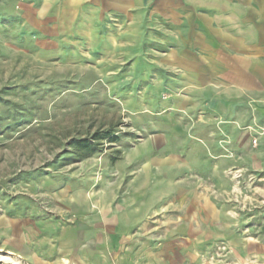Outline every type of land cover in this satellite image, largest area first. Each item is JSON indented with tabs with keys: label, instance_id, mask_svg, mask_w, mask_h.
Here are the masks:
<instances>
[{
	"label": "crops",
	"instance_id": "crops-1",
	"mask_svg": "<svg viewBox=\"0 0 264 264\" xmlns=\"http://www.w3.org/2000/svg\"><path fill=\"white\" fill-rule=\"evenodd\" d=\"M0 17L55 58L134 49L146 34L162 49V140L45 182L14 216L21 261L169 264L167 248L197 258L213 235L205 193H230L238 174L264 200V0H0ZM185 112L191 135L167 137L168 115Z\"/></svg>",
	"mask_w": 264,
	"mask_h": 264
},
{
	"label": "rangeland",
	"instance_id": "rangeland-1",
	"mask_svg": "<svg viewBox=\"0 0 264 264\" xmlns=\"http://www.w3.org/2000/svg\"><path fill=\"white\" fill-rule=\"evenodd\" d=\"M4 20L0 17V264H27L14 252V216L22 203L26 208L38 200L45 182L60 180L79 161L74 140L113 128L117 142L103 140L90 157H118L162 140V49L146 34L134 49L67 50L55 58ZM168 116L167 137L191 135L188 112ZM231 180L230 193L220 183L204 194L216 208L208 249L203 239L197 258L181 248L164 249L169 264H264V200L244 192L247 184L256 187L254 179L242 184L235 174Z\"/></svg>",
	"mask_w": 264,
	"mask_h": 264
},
{
	"label": "trees",
	"instance_id": "trees-1",
	"mask_svg": "<svg viewBox=\"0 0 264 264\" xmlns=\"http://www.w3.org/2000/svg\"><path fill=\"white\" fill-rule=\"evenodd\" d=\"M103 140H107L108 143L117 142L118 138L113 134V128H110L106 132L96 131L90 138H83L74 140L72 142L73 153L79 160L87 159L92 154L99 152L100 145ZM117 157H113L112 160H116Z\"/></svg>",
	"mask_w": 264,
	"mask_h": 264
},
{
	"label": "built area",
	"instance_id": "built-area-1",
	"mask_svg": "<svg viewBox=\"0 0 264 264\" xmlns=\"http://www.w3.org/2000/svg\"><path fill=\"white\" fill-rule=\"evenodd\" d=\"M252 143L254 144V143H255V141L253 140V141H252Z\"/></svg>",
	"mask_w": 264,
	"mask_h": 264
}]
</instances>
